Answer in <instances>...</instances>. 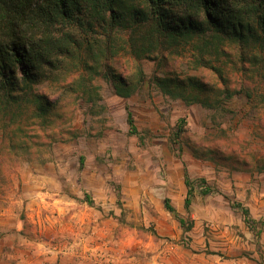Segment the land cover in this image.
<instances>
[{"label":"rangeland","instance_id":"obj_1","mask_svg":"<svg viewBox=\"0 0 264 264\" xmlns=\"http://www.w3.org/2000/svg\"><path fill=\"white\" fill-rule=\"evenodd\" d=\"M127 2L117 24L70 25L75 42L33 83L47 115L0 91V264H264V231L230 203L264 218V49L211 31L153 36L148 5ZM181 19L173 7L165 23ZM185 166L215 190L197 181L189 211Z\"/></svg>","mask_w":264,"mask_h":264},{"label":"trees","instance_id":"obj_2","mask_svg":"<svg viewBox=\"0 0 264 264\" xmlns=\"http://www.w3.org/2000/svg\"><path fill=\"white\" fill-rule=\"evenodd\" d=\"M128 0H0V91L6 102L18 106H37V113L47 115L52 105L51 99L33 89V83L39 80L41 70L45 65H55L56 57L64 55L75 42L70 25L87 27L92 23L91 18L108 17L112 24L120 22L122 11L129 9ZM149 7L150 15L145 20L153 19L150 32L153 36L169 37L171 30L176 33L189 31L192 34L212 32L220 39L229 36L244 45L250 42L264 49V0H143ZM180 9L185 19H181L179 27L168 24L169 11ZM135 10V13H138ZM107 14V16H106ZM86 24V26H85ZM88 25V26H89ZM170 31L167 32V29ZM173 33V32H172ZM224 35V36H223ZM143 74L140 68L139 75ZM142 77V76H141ZM157 82L166 89L163 79ZM116 93L129 97L133 88L122 80L115 84ZM85 95V92H83ZM231 94V92H230ZM13 99V100H11ZM92 100L91 98H87ZM14 101V102H12ZM127 121L129 132L138 134V128L129 106ZM12 115L8 124L13 121ZM185 119H180L179 136L183 130ZM5 126V125H4ZM9 137H4V144ZM9 140V138H8ZM30 143L35 141L29 140ZM13 144H8L12 146ZM202 182V194H211L215 190L204 177L193 179L185 166L184 183L187 187L184 207L190 210L195 195V183ZM121 199L120 190L117 192ZM228 199L229 196L225 195ZM234 208H242L245 222L251 230H256L258 236L264 231V218H254L248 206L237 200H230ZM165 208L173 213L185 232L194 226V219H186L173 205L170 197L164 199Z\"/></svg>","mask_w":264,"mask_h":264},{"label":"crops","instance_id":"obj_3","mask_svg":"<svg viewBox=\"0 0 264 264\" xmlns=\"http://www.w3.org/2000/svg\"><path fill=\"white\" fill-rule=\"evenodd\" d=\"M34 177H36V175H35ZM62 189H63V188H62ZM64 189H65V188H64ZM63 195H64V194H62V196H63ZM255 218H257V217H255ZM249 231L252 232L250 228H249ZM249 231H248V232H249ZM263 233H264V232H263ZM5 239H6V238H0V246L4 243ZM0 255H1V247H0ZM253 256H256V254L254 253ZM0 258H1V256H0ZM258 258H259V257H258ZM249 264H259V262L256 261V260H250V263H249Z\"/></svg>","mask_w":264,"mask_h":264}]
</instances>
